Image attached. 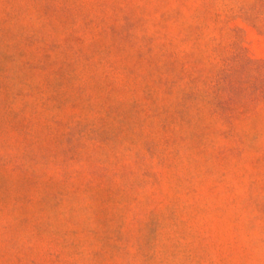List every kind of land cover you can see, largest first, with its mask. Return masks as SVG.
Masks as SVG:
<instances>
[{
  "label": "rangeland",
  "instance_id": "obj_1",
  "mask_svg": "<svg viewBox=\"0 0 264 264\" xmlns=\"http://www.w3.org/2000/svg\"><path fill=\"white\" fill-rule=\"evenodd\" d=\"M0 264H264V0H0Z\"/></svg>",
  "mask_w": 264,
  "mask_h": 264
}]
</instances>
